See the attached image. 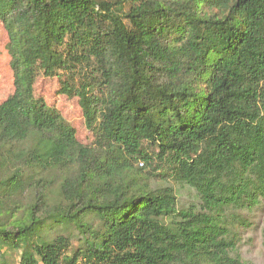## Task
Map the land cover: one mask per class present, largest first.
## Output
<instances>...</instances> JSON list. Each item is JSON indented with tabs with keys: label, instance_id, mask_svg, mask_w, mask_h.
<instances>
[{
	"label": "trees",
	"instance_id": "obj_1",
	"mask_svg": "<svg viewBox=\"0 0 264 264\" xmlns=\"http://www.w3.org/2000/svg\"><path fill=\"white\" fill-rule=\"evenodd\" d=\"M0 22V264H264V0H0Z\"/></svg>",
	"mask_w": 264,
	"mask_h": 264
},
{
	"label": "rangeland",
	"instance_id": "obj_2",
	"mask_svg": "<svg viewBox=\"0 0 264 264\" xmlns=\"http://www.w3.org/2000/svg\"><path fill=\"white\" fill-rule=\"evenodd\" d=\"M8 43V32L0 22V103L14 92L13 73L10 68V56L6 49ZM60 89L61 84L58 78L51 79L41 77L36 86V94L38 97L44 98L50 106L57 108L65 120L75 128L78 140L86 143L88 132L84 124L79 100L77 98L70 99L66 95H61L59 92ZM263 217L264 207H260V209H257L252 215H250V221L253 225L252 229L255 228L261 230L260 222ZM249 231H246V234L252 235L255 241H257L260 235L257 234L255 236L249 233ZM248 257L252 258V260H256L253 254Z\"/></svg>",
	"mask_w": 264,
	"mask_h": 264
}]
</instances>
